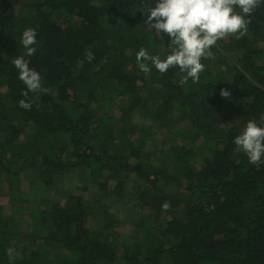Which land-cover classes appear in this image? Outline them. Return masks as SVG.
I'll use <instances>...</instances> for the list:
<instances>
[{"label":"trees","instance_id":"trees-1","mask_svg":"<svg viewBox=\"0 0 264 264\" xmlns=\"http://www.w3.org/2000/svg\"><path fill=\"white\" fill-rule=\"evenodd\" d=\"M144 4L0 0V264H264V165L233 143L264 115V3L246 32L211 49L198 82L178 67L140 70L137 52L164 59L171 39L145 24ZM28 28L38 44L26 59L51 90L29 93L31 111L11 62ZM186 127L191 143L180 144ZM157 134L174 138L151 153ZM66 179L77 181L56 191ZM92 185L94 203L84 198ZM16 193L42 199L2 204ZM108 200L131 218L115 219Z\"/></svg>","mask_w":264,"mask_h":264},{"label":"clouds","instance_id":"clouds-1","mask_svg":"<svg viewBox=\"0 0 264 264\" xmlns=\"http://www.w3.org/2000/svg\"><path fill=\"white\" fill-rule=\"evenodd\" d=\"M264 3V0H145L142 13L147 17L145 24L156 34L169 36V55L161 59L159 55H150L145 48L136 54L140 70L147 74L152 65L161 74L170 68L178 67L186 73L185 80L192 78L198 82L200 74L205 70L203 60L211 59V49L218 41L233 34H243L251 23L252 13ZM238 7L243 14L234 11ZM37 31L26 29L20 40L25 50L22 55L12 59V64L18 71V79L25 85L22 93L24 99L18 103L25 110L31 111L34 104H39L29 97V93L36 96L50 93V89L43 86L39 72L30 67V60L37 49ZM85 59L91 63L95 56L91 52L85 53ZM147 62V63H146ZM83 66V61H80ZM220 95L230 98L231 93L224 89ZM233 143L237 153L243 152L250 164L264 165V115L260 121L249 120L242 132L234 137ZM162 211L170 210L171 205L164 202ZM9 260L15 259L16 249L6 250Z\"/></svg>","mask_w":264,"mask_h":264},{"label":"rangeland","instance_id":"rangeland-1","mask_svg":"<svg viewBox=\"0 0 264 264\" xmlns=\"http://www.w3.org/2000/svg\"><path fill=\"white\" fill-rule=\"evenodd\" d=\"M233 35H235V34H233ZM230 37H231V35H229L228 37L224 38V40L225 39L227 40ZM175 117H177V119H179V116L176 115ZM182 125H184L183 121L182 122L179 121L178 122V127H183ZM180 129H182L180 132H183V133L185 132L184 134H186L187 127L186 128H180ZM155 138H156V142H155ZM170 138H174V137L171 136L167 140V137L166 136L164 137V136H161V135H158L157 134L155 137H153L152 139H150V141L147 143L146 150L149 151V152H151V153L155 152V150H157V149L160 150V149H162L161 146H160V144H164V142L166 141V144L165 145H169L170 144V142H169ZM159 142H160V144H159ZM178 142L180 144H182L183 142H185V143H191V139H189L188 134H186L182 139H178ZM195 147L197 148V150L199 151V153H203L205 151V149H206L205 144L200 143V142ZM158 156L159 155H156V157H155L156 162L159 159ZM74 175H77V174H74ZM76 181H77V179H75L74 181L73 180H70V179H66L64 184L63 183H58V185L56 187V191H61V189H66V187H68L70 184L75 183ZM25 186H26V184H23L21 186V188H23V187L25 188ZM31 195H32L31 196V201H29V200H23L21 198V196H19L16 193L15 196H12L10 198L9 197L8 198H4V200H2V204L4 206L5 205H8L6 201H7V199H9L8 203L10 205V203H12L10 199H12V201H14L15 205L18 208H25V209L28 208V209H31L32 207L35 206V202H38L39 199H42V196H41L42 194L39 197L37 195H35V194H31ZM50 195H51V199L52 200L57 201V202L60 201V199H57L56 197L54 199L52 197V195H53L52 193ZM54 196H56V195H54ZM84 198L87 201H89L90 203H94L95 200H97L99 198L98 195H97V190H96V188H95L94 185H92L91 187H89V190L84 193ZM62 202H63V200L60 203L62 204ZM107 203H109L110 206L112 205V209L115 208V210H117V211H115V212H117V214L115 212L113 213L114 214L113 216H114L115 219H117V220L118 219H122L123 221H125L126 219H130L131 218V216H132L131 215V211H129V213H128V211H125L124 209H121L120 207H118L119 204L118 203H115L112 200H108ZM23 218H25V217H23ZM24 222H26V221H23L21 224H26ZM126 223H128V225L127 224H122L120 226V228L117 230L118 232L122 233V235H129L132 232V228L131 227H132L133 224L132 223H129V222H126Z\"/></svg>","mask_w":264,"mask_h":264}]
</instances>
